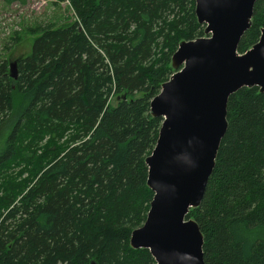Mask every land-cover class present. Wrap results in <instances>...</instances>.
Masks as SVG:
<instances>
[{"label":"trees","instance_id":"trees-1","mask_svg":"<svg viewBox=\"0 0 264 264\" xmlns=\"http://www.w3.org/2000/svg\"><path fill=\"white\" fill-rule=\"evenodd\" d=\"M69 2L75 20L35 38L16 80L0 58V264H156L131 246L154 199L146 161L163 119L151 101L176 72L179 45L205 26L195 0ZM262 29L258 0L239 54ZM227 121L187 219L203 234L205 264H264V93L232 95Z\"/></svg>","mask_w":264,"mask_h":264},{"label":"water","instance_id":"water-1","mask_svg":"<svg viewBox=\"0 0 264 264\" xmlns=\"http://www.w3.org/2000/svg\"><path fill=\"white\" fill-rule=\"evenodd\" d=\"M195 1L210 36L179 45L172 57L176 72L151 101V114L163 119L146 161L154 199L131 246L149 250L156 264H205L203 234L187 216L201 205L215 169L229 98L244 88L264 93V29L249 51L238 52L258 0Z\"/></svg>","mask_w":264,"mask_h":264},{"label":"rangeland","instance_id":"rangeland-1","mask_svg":"<svg viewBox=\"0 0 264 264\" xmlns=\"http://www.w3.org/2000/svg\"><path fill=\"white\" fill-rule=\"evenodd\" d=\"M55 3L57 0H31L26 5L18 3L7 5L0 0V58L7 61L11 78L14 73L18 77L17 60L31 53L35 38L42 34L45 28L75 20L76 14L70 5L66 2ZM34 28H37V33L30 31ZM17 33L21 36V40L15 42ZM208 36L210 35L205 33L204 37ZM112 104L116 105V99L112 101ZM5 125L3 124L1 129ZM45 142L46 140L41 143V146ZM41 153L39 151V154ZM21 169L23 168H17L16 172ZM28 175L29 173H26L24 177Z\"/></svg>","mask_w":264,"mask_h":264},{"label":"built area","instance_id":"built-area-1","mask_svg":"<svg viewBox=\"0 0 264 264\" xmlns=\"http://www.w3.org/2000/svg\"><path fill=\"white\" fill-rule=\"evenodd\" d=\"M66 3H67L68 5H70V2H69V0H66Z\"/></svg>","mask_w":264,"mask_h":264}]
</instances>
